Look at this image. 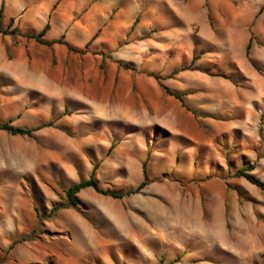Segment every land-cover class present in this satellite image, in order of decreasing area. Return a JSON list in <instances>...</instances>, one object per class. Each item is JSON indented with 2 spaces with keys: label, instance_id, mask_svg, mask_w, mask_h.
I'll use <instances>...</instances> for the list:
<instances>
[{
  "label": "rangeland",
  "instance_id": "374dc122",
  "mask_svg": "<svg viewBox=\"0 0 264 264\" xmlns=\"http://www.w3.org/2000/svg\"><path fill=\"white\" fill-rule=\"evenodd\" d=\"M2 2V27L18 33H0V121L49 122L32 136L0 129L2 196L16 187L32 211L29 232L11 237L46 254L31 264H264V191L235 175L254 165L264 182V41L237 58L200 47L156 58L153 40L142 58L72 52L25 35L42 27L22 0ZM144 161L139 192L89 187L69 202L95 164L103 188L126 191Z\"/></svg>",
  "mask_w": 264,
  "mask_h": 264
},
{
  "label": "crops",
  "instance_id": "0c3cea01",
  "mask_svg": "<svg viewBox=\"0 0 264 264\" xmlns=\"http://www.w3.org/2000/svg\"><path fill=\"white\" fill-rule=\"evenodd\" d=\"M25 6L31 23L42 28L49 23L45 39L62 37L79 52L121 50L124 59L145 56L146 40L156 43V58L181 51L193 58L199 47L203 57L237 58L253 39L264 41V0H29ZM54 29L59 37L51 39ZM97 39L103 44L95 48ZM2 193L0 184V264L43 261L41 249L29 241L14 243L11 237L29 232L24 222L32 215L29 199L20 197L16 187L9 189L8 198Z\"/></svg>",
  "mask_w": 264,
  "mask_h": 264
},
{
  "label": "trees",
  "instance_id": "16d2710c",
  "mask_svg": "<svg viewBox=\"0 0 264 264\" xmlns=\"http://www.w3.org/2000/svg\"><path fill=\"white\" fill-rule=\"evenodd\" d=\"M264 9V7L262 8ZM261 9V11H262ZM3 12H4V2L1 3L0 5V33L3 34H16L18 33V29L14 28L13 30H9L8 28L2 27V17H3ZM11 21H13V18H11ZM11 22L9 23V25ZM50 28L49 23H46V25L37 33V34H25L29 36L35 37L40 43L51 46L53 43H64L67 45L68 49L71 51H78L75 47L71 46L69 43H67L62 37L54 40H47L43 38V36L46 34L47 30ZM251 47V44L249 43L247 46V54L249 52V49ZM165 89V91L174 96L175 98L179 99L183 105H185L182 94L176 91L171 90L169 87L162 85ZM49 125V122L47 123H42L37 126H32V127H23V126H16L11 123V121H0V129L5 130L8 133H11L13 135H28L32 136L35 131L38 129H41L42 127H45ZM112 148V146H111ZM97 165L95 164L93 167V170L89 176L88 179L86 180H81L79 182H75L71 184L67 189H66V195L71 204H78L79 198L77 194L82 191L85 188H93L96 192L110 195L112 197L116 198H122L124 196L137 193L139 192L142 188L145 187L148 179V173H147V166H146V161L142 163V171H143V176L144 180L138 184L135 188H130L126 191H116V190H109L105 189L101 186L98 178L95 176V170H96ZM254 169V165H245L239 169L236 170L235 175L236 176H243L245 177L249 182L252 184L256 185L259 187L261 190L264 191V182L256 178L254 175L250 173L251 170ZM37 211V215L39 220H41L42 216L39 214L38 208L35 207ZM56 208H54L55 210ZM23 240L29 239V235L25 236L22 238Z\"/></svg>",
  "mask_w": 264,
  "mask_h": 264
}]
</instances>
